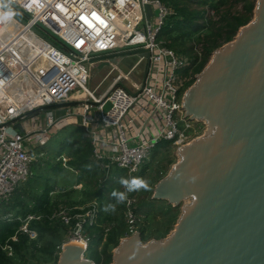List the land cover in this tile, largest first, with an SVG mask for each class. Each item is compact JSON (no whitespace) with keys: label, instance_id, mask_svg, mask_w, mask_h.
Returning <instances> with one entry per match:
<instances>
[{"label":"built area","instance_id":"1","mask_svg":"<svg viewBox=\"0 0 264 264\" xmlns=\"http://www.w3.org/2000/svg\"><path fill=\"white\" fill-rule=\"evenodd\" d=\"M15 4L27 13L12 6L25 21L14 16L0 24L5 30L0 35V201H9L32 174L34 149L47 145L52 134L68 125L86 131L93 157L105 162L103 168L116 165L126 178L138 177L162 141L176 147L192 141L185 129L193 122L183 105L188 76L183 68L188 59L160 39L174 12L171 6L162 0H18ZM53 34L62 41L53 39ZM125 58L134 59L127 70L121 64ZM25 60L31 72L25 69ZM101 62L106 64L99 68ZM94 68L107 70L90 86ZM25 95L29 98L22 106ZM107 102L111 107L105 111ZM59 159L71 168L68 156ZM138 194L128 193L131 203L125 202L126 236L140 232L145 221ZM98 216L97 201L60 205L52 215L68 227V241L84 242L86 251L91 242L86 225L97 224ZM41 217L28 214L20 230L36 239L38 233L29 223ZM5 248L13 254L11 246Z\"/></svg>","mask_w":264,"mask_h":264},{"label":"water","instance_id":"2","mask_svg":"<svg viewBox=\"0 0 264 264\" xmlns=\"http://www.w3.org/2000/svg\"><path fill=\"white\" fill-rule=\"evenodd\" d=\"M183 105L206 130L178 147V160L152 195L181 206L176 225L158 239L143 241L139 231L123 237L109 264H264V0L213 52ZM57 264L96 263L85 247L67 241Z\"/></svg>","mask_w":264,"mask_h":264},{"label":"trees","instance_id":"3","mask_svg":"<svg viewBox=\"0 0 264 264\" xmlns=\"http://www.w3.org/2000/svg\"><path fill=\"white\" fill-rule=\"evenodd\" d=\"M162 1L171 6L174 12L168 16L161 30L160 39L178 55L188 59L183 72L194 73L186 82L185 88L195 82L196 74L208 64L213 52L233 40L239 29L253 19L257 2V0ZM237 4H242V10L233 9ZM223 6H226V9L222 12L220 9ZM210 9H217L220 17L217 19L209 17ZM68 127L71 128L72 137L62 142L61 149L70 146V151L66 154L70 157L68 165L78 171L77 183H82L83 187L57 188L54 184L46 183L41 188L31 189V178L21 184L11 199L4 204L5 212H14L22 218L29 213L41 215L40 219L29 223L30 228L37 231L38 237L31 239L28 233L20 230L23 220L1 218L0 264H57L59 253L68 236V227L58 218L52 217L60 205L86 206L94 199L98 201V222L86 225V232L91 236L86 256L96 264L111 263L114 248L126 236L125 203L118 204L115 213L106 214L101 211L106 203L115 202L110 194L114 188L122 191L117 181L123 172L116 178L104 179L107 170L103 168L101 162L93 160L91 139L86 131L77 125ZM160 144L168 146L170 142L162 141ZM61 155L64 153L60 152L58 157ZM58 161L53 166L54 170L63 168L62 161ZM146 168L147 164L139 172V178L143 177ZM144 234L142 231L143 241H146ZM13 237L17 239L14 240ZM6 245L11 246L12 255L8 254Z\"/></svg>","mask_w":264,"mask_h":264},{"label":"rangeland","instance_id":"4","mask_svg":"<svg viewBox=\"0 0 264 264\" xmlns=\"http://www.w3.org/2000/svg\"><path fill=\"white\" fill-rule=\"evenodd\" d=\"M226 6H223L220 11H224ZM234 10H242V4H237L233 8ZM208 16L217 19L220 17L217 9H210L208 12ZM5 30H0V35H3ZM8 33V32H6ZM53 39L56 40L54 36ZM30 54V53H29ZM18 58L23 60L20 53L17 54ZM31 56V55H30ZM31 58V57H30ZM134 59L129 58L126 62L125 60L121 63L122 69L127 70L128 66L133 63ZM24 67L27 71L31 72L29 69L28 60L22 61ZM107 70V69H106ZM106 70L100 72V69L94 68L93 74L94 79L90 81V86H94L102 77L105 75ZM194 73L189 71L184 81V88L187 81H189V77L192 78ZM197 75V74H196ZM190 78V79H191ZM109 83V81L105 82L102 89ZM26 85H22V89H25ZM187 88L184 89L186 91ZM28 95H25L24 100L22 101V106H25L28 100ZM193 127L185 129V123L179 122V128L181 130L186 131L188 135H190V139L193 140L198 136L204 134L206 130V125L203 122H197L196 120H192ZM69 126V125H68ZM64 129H60L56 134H52L48 140L47 145H43L34 149L33 153V162L31 164V172L32 174L29 176L31 178V189H37L45 186L46 183H51L56 185L57 187H73L78 182V174L71 169L61 168L59 170H54L53 166H55L59 161L57 159L60 152L67 154L70 151V146H66L63 150L61 149V144L65 139H71V126ZM68 127V128H67ZM178 147L171 144L166 146L165 144L158 145L154 150H152V154L149 159L145 162L147 164L146 171L144 172L143 179H146L150 182V191L139 190L138 198H139V209L145 214V221L140 226L141 231H144V237L147 238L146 241H149L153 238H160L163 236L166 231L169 229H173L176 225V219L181 213V206L175 207L170 202L164 199H154L152 197L154 188L156 183L163 178L172 168L173 164L178 160ZM143 166V168L145 167ZM123 172L122 169L117 166H113L110 173L112 177L116 178V176L121 175ZM124 173V172H123ZM123 175V174H122ZM139 175V174H138ZM139 177V176H138ZM23 184V183H22ZM76 188V187H75ZM92 200L88 204L94 202ZM0 211L5 212V206L0 205ZM12 214H15L12 212ZM68 237V236H67ZM162 238V237H161ZM68 238H66V242Z\"/></svg>","mask_w":264,"mask_h":264},{"label":"clouds","instance_id":"5","mask_svg":"<svg viewBox=\"0 0 264 264\" xmlns=\"http://www.w3.org/2000/svg\"><path fill=\"white\" fill-rule=\"evenodd\" d=\"M18 2V0H0V24H7L12 21L16 13L12 10V5ZM117 183L122 186L124 191L118 189H113L111 191V196L114 198L113 202L106 203L101 211L106 214H112L117 211L118 204H124L125 202L131 203L128 198V193L136 192L139 190L150 191V182L146 179L139 177H120Z\"/></svg>","mask_w":264,"mask_h":264},{"label":"crops","instance_id":"6","mask_svg":"<svg viewBox=\"0 0 264 264\" xmlns=\"http://www.w3.org/2000/svg\"><path fill=\"white\" fill-rule=\"evenodd\" d=\"M11 30V29H10ZM30 55H31V53H30ZM31 59V58H30ZM29 66H30V64H29ZM29 69L31 70V68L29 67ZM64 155H66V154H64ZM67 156V155H66ZM60 157V156H59ZM59 157H57V159L58 160H60L59 159ZM69 157V156H68ZM70 158V157H69ZM92 158H93V160H95V161H99V160H96L94 157H93V152H92ZM61 161V160H60ZM104 161H107V159H104ZM100 162V161H99ZM103 164H105V162H103L102 163V166H103ZM62 165H63V163H62ZM113 166H116V165H111V167L109 168V169H106L107 171V173H106V177H104V179H108V178H114V176L112 177V175H111V173H110V171H111V169H112V167ZM63 167L64 168H68V167H65L64 165H63ZM70 167V166H69ZM118 167V166H117ZM119 168V167H118ZM68 169H71V170H73L74 172H77V174H78V171L77 170H74L73 168H68ZM123 172H124V170H123ZM123 175H124V173H123ZM123 175L121 176V177H123ZM82 185L81 186V188H78V185ZM74 187H76V188H78V189H82V187H83V184L82 183H77V184H75L74 185ZM57 188H61V187H57ZM122 189V188H121ZM13 196V195H12ZM11 199V198H10ZM95 201H97L96 199H95ZM8 201H5V202H3V201H0V205H3V204H5V203H7ZM98 202V201H97ZM99 204V203H98ZM88 205V204H87ZM0 208H1V206H0ZM30 214V213H29ZM38 215V214H37ZM180 215V214H179ZM179 217V216H178ZM177 217V218H178ZM1 218H4V219H7V220H14V219H20V220H24V218H22V216L21 215H16V214H12V212H2V211H0V219ZM176 222H177V219H176ZM171 230H173V229H171Z\"/></svg>","mask_w":264,"mask_h":264},{"label":"bare ground","instance_id":"7","mask_svg":"<svg viewBox=\"0 0 264 264\" xmlns=\"http://www.w3.org/2000/svg\"><path fill=\"white\" fill-rule=\"evenodd\" d=\"M22 58H24V57H22ZM124 60L127 62V61L129 60V58H125ZM109 77H112V74H110V75L108 76V78H109ZM70 242L73 243V244H76V245H79V246H83V247H84V242L79 241V240H77V239L72 238V239L70 240Z\"/></svg>","mask_w":264,"mask_h":264},{"label":"flooded vegetation","instance_id":"8","mask_svg":"<svg viewBox=\"0 0 264 264\" xmlns=\"http://www.w3.org/2000/svg\"><path fill=\"white\" fill-rule=\"evenodd\" d=\"M169 231V229L166 231V233L165 234H169V233H167ZM142 231L140 230V233H141ZM141 238H142V235H141ZM142 240H143V238H142Z\"/></svg>","mask_w":264,"mask_h":264}]
</instances>
